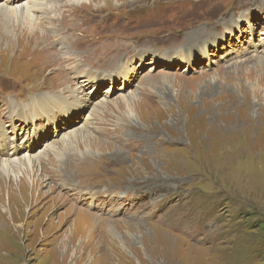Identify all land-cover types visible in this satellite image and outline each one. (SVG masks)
Segmentation results:
<instances>
[{
    "label": "rangeland",
    "instance_id": "rangeland-1",
    "mask_svg": "<svg viewBox=\"0 0 264 264\" xmlns=\"http://www.w3.org/2000/svg\"><path fill=\"white\" fill-rule=\"evenodd\" d=\"M33 1L0 0V264H264V0Z\"/></svg>",
    "mask_w": 264,
    "mask_h": 264
},
{
    "label": "bare ground",
    "instance_id": "bare-ground-1",
    "mask_svg": "<svg viewBox=\"0 0 264 264\" xmlns=\"http://www.w3.org/2000/svg\"><path fill=\"white\" fill-rule=\"evenodd\" d=\"M20 0H11V2H19ZM38 1L39 0H34L33 1V4L31 5V6H28L27 8H25L26 10H28L29 11V9H31L32 7H40L39 8V10H42V11H44V10H46V8H43L42 6H39V5H37L38 4ZM58 2V1H57ZM41 5V4H40ZM38 10V9H37ZM1 11H3V10H1ZM5 11V10H4ZM3 11V12H4ZM8 11V10H7ZM17 11V10H16ZM25 11V10H24ZM11 12V11H10ZM44 12H48V11H44ZM8 13V12H7ZM5 14V13H4ZM16 14V13H15ZM21 15H23V12H21ZM10 16V15H9ZM16 17V16H15ZM65 17V16H64ZM22 18V17H21ZM26 20H27V22L26 23H29L30 24V26H31V28H29L30 30H26V32L25 33H23L19 38H18V40H20V38L21 37H23V36H25V37H29V38H31V40H29L28 42H30V43H32L33 41H38L39 43L43 40V39H45L46 38V33L44 32V31H42V29H40V27H38L37 25H35V22L33 23V21H32V19H28L27 17H24ZM57 17H50V19H48L47 20V22L48 21H50V20H55ZM10 20H11V18H10ZM9 20V17H8V19H7V22H11ZM13 22V21H12ZM15 24V23H14ZM22 27V26H21ZM58 30H61V31H59V32H57ZM76 29H75V27H69V25H67V24H63V23H59V24H57L56 25V27H55V29H54V31L52 32L53 34H51V36H50V39H49V44L47 45V49L49 50V51H54V49H52V46L54 45V43L58 40V38L59 39H63V40H60V44H59V47H58V49L56 50V51H54V52H56V53H52L53 54V56H54V58L58 55V53L61 55V56H63V58H60V60H61V64L63 63V74H64V76H66L70 81H72V83L73 84H77V82L74 80V78H72V77H70L69 75L71 74V73H77V72H82L83 71V65L85 64V63H87V64H93V59H94V57H96L95 55H97V51H94V49L92 48V49H90V51H89V53L87 54V55H81V53H78L79 54V57L77 58V53L76 54H73L74 56L72 57V58H70L69 57V55L68 56H66V53H69L68 52V50H66L65 49V47L67 48L68 46L70 47V46H74V45H76L79 41H80V37L79 36H77V35H73V32L75 31ZM57 32V33H56ZM22 39V38H21ZM18 42V41H17ZM27 43V42H26ZM25 43V44H26ZM29 43V44H30ZM36 45V44H35ZM41 45V44H40ZM17 46V45H16ZM37 46V45H36ZM56 47V46H55ZM22 49V48H21ZM33 49V48H32ZM37 49V48H36ZM39 49V48H38ZM43 49V48H42ZM40 50V49H39ZM52 56V57H53ZM46 57V56H45ZM51 57V59L53 60L54 58H52ZM42 58V57H41ZM46 59L47 60H49V56L47 55V57H46ZM60 60H59V63H60ZM68 60H73V61H77L78 60V62L77 63H75V64H73L72 66L70 65V63H69V61ZM35 64V63H34ZM54 66V65H53ZM49 68V67H48ZM88 79H92V78H94V76L93 75H90V74H88V75H85ZM71 89V91H72V95L73 96H76L75 94L77 93H74L73 91L74 90H77L76 88H73V87H71L70 88ZM52 97L53 96H50V97H46L44 94L43 95H41L40 96V99L41 98H43L42 100H48V102H51L52 104L53 103H56V102H58V101H61V100H63L62 98L60 99V100H57V99H52ZM40 99L39 100H30L29 101V103L26 105V106H23V105H18V104H16V103H14V104H12L13 105V107H12V110H17V107H24V110L25 111H28V110H30L32 107H34L35 106V102H38V104L39 105H41V103H40ZM75 101H76V103H80V99L79 98H77V99H75ZM43 105V104H42ZM41 105V106H42ZM43 108H45L44 107V105L42 106ZM24 110H23V112H24ZM46 110V109H45ZM45 110H37L36 111V113H39V114H45ZM29 114L31 115V112H29ZM71 120V119H70ZM19 151V149L18 148H16V149H14V150H11V156L12 155H14V154H16L17 152ZM9 157H8V159H10V155L9 154H7ZM4 164H2V169H3V171L4 172H6V173H8L9 172V169H10V166H9V164H7V162H3ZM78 163V162H77ZM61 166L62 165H67V164H60ZM77 167H76V166ZM79 165H83V164H74L73 165V167L74 168H76V169H80V166ZM84 166V165H83ZM79 171V170H78ZM80 173V172H79ZM58 175H62V174H60V173H57ZM76 174V173H75ZM72 175H73V173H72ZM71 175V176H72ZM84 174H82V176H83ZM55 177H57L56 176V174H55ZM63 182V181H62ZM61 182V183H62ZM61 183H60V185H61ZM59 184H58V186H60ZM81 214H83L84 216H87V217H89V216H91L90 215V213L89 212H87V211H85L84 209H79L78 210ZM93 217V216H92ZM96 218V217H95ZM88 221H89V219H88ZM73 239V238H72ZM72 241V240H71ZM70 243V242H69ZM66 247V246H65Z\"/></svg>",
    "mask_w": 264,
    "mask_h": 264
}]
</instances>
